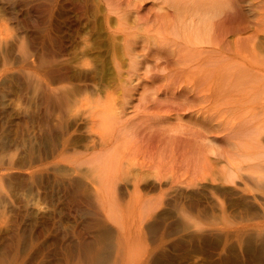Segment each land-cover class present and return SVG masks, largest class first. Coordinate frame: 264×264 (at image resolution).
<instances>
[{
    "label": "rangeland",
    "instance_id": "rangeland-1",
    "mask_svg": "<svg viewBox=\"0 0 264 264\" xmlns=\"http://www.w3.org/2000/svg\"><path fill=\"white\" fill-rule=\"evenodd\" d=\"M246 1L243 47L185 61L160 0H0V264H264V0ZM241 123L232 181L160 150Z\"/></svg>",
    "mask_w": 264,
    "mask_h": 264
},
{
    "label": "bare ground",
    "instance_id": "bare-ground-1",
    "mask_svg": "<svg viewBox=\"0 0 264 264\" xmlns=\"http://www.w3.org/2000/svg\"><path fill=\"white\" fill-rule=\"evenodd\" d=\"M133 1L135 3V0H133ZM242 1L243 0H160V2H163L165 4V9H164V11H162V9H161V14L158 15L156 21L159 22L160 27L163 28V30L160 31V33L161 34L164 33L165 34L164 36H166V37L162 36V38L164 37L165 39H167L168 38L166 35L167 33L176 34L175 38H173V37L168 38L169 42H170V46L174 45L175 50H177L179 48V50L182 49V52H184L183 49H185V51H187L188 53L185 52V54H183V53L181 54L182 56H184V55L186 56L185 61H190L192 59L196 60L204 52L205 53L209 52V51H212V52L215 51L216 52V49L220 47V45H218V44H225V46H227V49L228 48L231 49L232 47L233 48L238 47L237 45H241V46L243 45L242 41H240V43L236 45V43H237L236 40L239 39V37L237 38L238 33H240V31L241 32L244 31V29L246 28L244 26H241V21L243 19V9H244L243 7L246 6L245 2H247V1L244 0L245 6H244V4H242ZM262 2H261V4H262ZM247 4H249V3H247ZM107 5H108V3H107ZM140 5H138V6H140ZM110 6L111 5H108L109 8L107 9V11L110 12V10L113 11V9H114L113 13L115 12V14H116V12H117L116 15H117L118 19H122L123 17L124 18L127 17V16H123L122 15L123 13L120 14L117 11V9L115 8L116 6H113L114 8H112ZM249 6H250V4H249ZM256 7H257V5H256ZM133 11L136 12L135 10H132L131 13H133ZM133 14H135V13H133ZM136 16H137V13H136ZM138 17L139 18H137V17L136 18L140 20V16H138ZM136 22H138V20ZM152 24H154V23H152ZM156 25H158V24H156ZM257 25H258L257 27H261V26H259V24H257ZM146 27L148 28L149 26L146 25ZM157 27H159V26H157ZM161 28H160V30H161ZM262 28H264V27H262ZM247 29L246 30L249 31V28H247ZM247 31H245V32H247ZM252 31H254V30H252ZM252 31H250V32H252ZM255 31H254L255 34H253V35L251 34L253 37L250 35L251 38H249V39L247 36L241 37L243 39L245 38L244 40L248 39L247 41H249V43L250 42L253 43L254 47L257 46V44H259V42H260L258 40H257L258 42H256L254 40L256 37L260 36V35H257L258 29H255ZM261 31L262 30H260L259 32H261ZM235 33L237 34V36H236L237 39L236 38L231 39L232 37L230 39H228L230 37V34H235ZM126 35H127V33L124 34L125 40H127ZM131 35H134V34H132V32H131ZM262 35H264V34H262ZM124 38H123V40H124ZM243 39H241V40H243ZM247 41H245V42H247ZM165 43L167 44V42H165ZM122 45L125 48V51L131 55V53H130L131 52L130 39L127 41L126 44L122 43ZM216 45L218 47H216ZM254 47H252V48H254ZM174 48L172 49L173 51H174ZM175 52H177V51H175ZM178 53H179V51H178ZM209 54H211V53H209ZM131 56H133V54ZM131 56L129 57L130 60L129 59L128 60H129L130 64H132L133 66L138 65L139 62L141 63V62L147 60V58L143 57L142 55L141 56L143 58H146L143 61L138 60V59H140L138 57L139 55L133 56V57H131ZM217 56H219V55H217ZM201 57H204V56H200L199 57L200 59H197V61L203 59ZM207 57L205 56V58H207ZM226 58H227L228 68H226V74L227 75L226 74L225 75L229 76L230 74H232L231 73L232 72L231 64L232 65L234 64V63H232L234 58L232 56V53H230ZM176 60H178V59H176ZM179 60H181V59L179 58ZM212 60L213 59H211V61ZM212 64H214V63L212 62ZM230 70H231V72H230ZM212 75H214V70H213ZM217 76L219 77L218 74H216L215 77H217ZM209 77H210V75H209ZM222 77H225V76L223 75ZM104 119H106V118H104ZM128 122L125 124L122 123L123 126L120 125V128H123L122 131H124L125 130L124 128L126 126H128ZM104 124H105V122H104ZM120 124H121V122H120ZM239 126L240 127L237 128V130H235L234 135L230 136L228 138V141L222 140L223 142L219 141V139H217L216 135L211 134L212 128H214V125H208V128L211 131L210 133H207V135H200L199 134L200 136L197 135L198 137H196V138L194 137L191 139L190 138L187 139L186 137L181 138V136H179L173 140V139H171L172 136L169 135L168 136V137H170L169 140L161 141V142H164L165 145H163L160 150L163 151L164 155L169 153L168 156L171 155V162L173 159H175L176 164L179 165V167L181 168L182 171H188V175H189V178L191 177L190 178L191 180H192V178L193 179L197 178L199 180H209L211 182H215V181H218V178H219L216 175V173L217 172H223V174L225 176L224 178H229V180L227 179L229 182V181H232V176H234L233 174L235 173L234 169H233L234 167H232V164L234 162V158H236L238 156H243L244 155L243 153H245V152L242 153V151L240 150L241 148H239V146L242 145V144H240L242 138L240 137L241 138L240 139L239 136H244L246 133H250V136H251V133L253 132L252 128H255L252 125H250L251 127L244 125V126H246V127H244L243 123H241V125L239 124ZM254 130H256V129H254ZM255 134H257V133H255ZM236 135H238V136L236 137ZM234 136L236 138H239V140H240V141L238 140L239 143L234 142L235 141ZM253 137H254V139L256 138V141L260 144L259 147L264 150V145L261 141L262 135H259L258 137L256 135H254ZM160 139H163V138H160ZM244 139H246V137ZM246 140H244V141H246ZM244 141H242L243 144L245 143ZM245 145H246V143H245ZM241 147L244 149L243 146H241ZM263 152H262V154H263ZM164 157H166V156H164ZM169 159H168V161H169ZM165 160H166V158H165ZM175 160H174V162H175ZM219 162H221V164ZM218 164H220L219 167H218ZM161 166H163V165H161ZM170 169H171V167H170ZM171 170L169 172H171ZM176 171H178V169L173 170L172 173H174V172L177 173ZM172 173H171V177L173 176ZM175 173H174L175 176H173V177H177ZM165 175H166V172L164 174H161V176L159 177V181H161L163 179L162 177H166ZM157 179H158V175H157ZM187 179H188V177H187ZM135 187L137 188L138 186L136 185ZM103 256L104 257L101 256L102 258L100 260L97 259L98 263H101V262L103 263V261L105 260V257L107 255L105 256L103 254Z\"/></svg>",
    "mask_w": 264,
    "mask_h": 264
}]
</instances>
